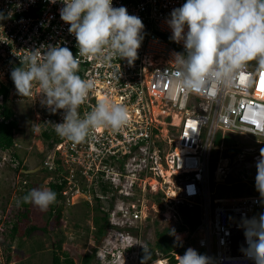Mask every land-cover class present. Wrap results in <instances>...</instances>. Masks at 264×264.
Listing matches in <instances>:
<instances>
[{
  "label": "built area",
  "instance_id": "built-area-1",
  "mask_svg": "<svg viewBox=\"0 0 264 264\" xmlns=\"http://www.w3.org/2000/svg\"><path fill=\"white\" fill-rule=\"evenodd\" d=\"M184 3L185 0H113L114 7L125 6L145 26L138 58L132 64L120 58H114L109 64L95 58H81L78 74L94 80L95 87L79 106L80 115L90 112L101 100L124 104L129 110V120L120 129L100 127L83 142L73 143L55 132L54 124L63 122L64 110L52 113L43 106L38 85L29 95L21 96L10 81V93L17 100L31 96L28 100L39 104L33 107L34 117L37 114L39 118V124L35 125L40 133L47 131L52 135L51 150L44 164L54 168L55 160H59L65 169L62 205H73L74 195L80 188L91 193L100 188L95 197L115 203L109 210L111 220L129 225L142 222L149 214L150 197L160 188L163 197L172 204L185 201L200 210L199 222L193 231L185 232L179 246H195L199 253L210 258L211 264H254L243 251L246 237L242 221L245 216L256 215L264 198L239 192L238 179L231 180L225 160L217 163L212 147L220 130H241L264 136V73L255 69L253 61L231 82L213 84L185 98L182 89L162 75L176 67L171 64L172 54L185 52L183 42L170 39L172 30L167 23L172 10ZM63 6L60 0L56 3L0 0V12L8 15L0 24V34L5 40V48L0 47L1 80H11L9 72L23 66L22 61L31 54L30 50L42 45L59 44L70 48L74 56L78 54L76 38L68 31L70 25L60 17ZM25 10L34 18L19 28L15 23L26 20L20 13ZM260 78H263L262 84ZM248 105L258 114L253 125L244 122ZM214 166L218 174L213 179L215 188H229L224 198L213 196L210 171ZM110 229L105 243L113 233L123 234ZM178 249L175 243V250ZM102 252L105 258L111 253L113 261L131 253L124 248H107V245L102 247ZM176 258L179 259L178 254Z\"/></svg>",
  "mask_w": 264,
  "mask_h": 264
},
{
  "label": "clouds",
  "instance_id": "clouds-1",
  "mask_svg": "<svg viewBox=\"0 0 264 264\" xmlns=\"http://www.w3.org/2000/svg\"><path fill=\"white\" fill-rule=\"evenodd\" d=\"M51 2L56 3L57 0ZM60 2L64 5L59 10L60 17L70 25L68 31L76 38L78 54L74 56L67 46L42 45L41 48L30 50L31 54L22 61L23 66L15 67L11 71V79L21 96L29 95L34 86L38 85L43 94L41 97L43 106L52 113L64 110L63 122L54 124L55 132L68 141L81 143L97 128L118 130L129 120L128 107L108 99L98 101L90 112L80 115L79 106L95 87L94 80L82 78L78 74L81 58H95L105 64H109L114 58H120L132 64L138 58V50L144 40L145 26L141 18L129 14L125 6L114 7L113 0H60ZM5 18V15L0 13V21ZM167 23L172 30L170 39L177 43L183 42L185 52H174L171 64L176 66L175 69L172 72L167 70L162 75L165 79L174 81L185 93V98L187 94L199 93L213 84L231 82L240 70L253 61L257 71L264 73V0H185L182 6L172 10ZM28 101L24 102L28 104ZM244 115L246 117L244 122L251 125L258 118L257 111L250 105L246 106ZM241 134L264 137L241 130H220L212 147L213 156L215 157L216 153L221 155L218 151L220 141H232V136ZM259 142L264 140L259 139ZM251 143H254L252 139L249 144ZM250 146L245 148L247 153L241 154L239 150L237 155L234 153L224 157L222 155L215 160H218L217 163L225 160L224 163L230 167L231 178L236 163L244 162L245 155L248 154L256 164L254 182L264 196V147H261L260 152H255L253 144ZM257 153L260 154L255 157ZM41 161L44 167L43 160ZM215 167L213 168L216 171ZM238 174L236 187L239 188V184L246 180L244 168ZM56 199L55 191L48 187H40L31 189L22 197V202L47 210ZM156 200L154 199V202ZM103 202L107 203L104 200ZM114 204L107 203L106 212H103V216L106 214V221L111 223L115 222L111 220L109 210ZM9 208L15 212L19 210L12 205ZM63 209L66 208L63 206L62 211ZM61 216L62 213H59V217ZM134 223H139L138 226L142 224L134 221L129 225ZM242 226L248 257L254 264H264V205L261 206L259 216H245ZM106 228L123 233L112 234L106 242L109 248H113L124 237L122 242L126 245L122 246L121 243L120 249L124 248L131 252L130 255H121V260H118L120 263L148 264L149 261H153V250L145 247L139 232L133 233L129 229L133 228V225L128 228V225L122 224L120 229H116L108 224ZM106 234L107 231L104 230L100 240L104 241ZM171 234L176 236L177 240L180 239L175 229L171 230ZM0 235L4 237L3 233ZM143 247L144 256L140 262ZM108 255L111 257V253ZM179 255L181 254H178L177 264H211L207 255L199 253L192 247L187 248L182 256Z\"/></svg>",
  "mask_w": 264,
  "mask_h": 264
},
{
  "label": "rangeland",
  "instance_id": "rangeland-1",
  "mask_svg": "<svg viewBox=\"0 0 264 264\" xmlns=\"http://www.w3.org/2000/svg\"><path fill=\"white\" fill-rule=\"evenodd\" d=\"M28 99H32V97L29 96L22 101H28ZM32 104L34 102L27 105L22 103L21 105L14 104L18 125L21 130L16 134L14 147L7 150L0 148V219L2 216L15 213L14 210L9 208L11 205L16 207L20 205L18 204L17 196L22 195V188L20 189L22 181L23 183L28 182V187L23 190L30 191L33 188H49V182L54 177L52 174L43 171L41 159L44 157L45 143L39 134V128L36 126L39 124L38 115L36 114L32 120L28 113L24 110L21 111V109H32L35 105ZM24 113H26L25 116ZM34 122L36 127L32 128L31 124ZM251 139L254 142L251 143L253 144L252 148L255 149L254 151L260 152L261 147H264V142H259V139L264 140V137L248 136L246 134L234 135L231 137L232 141H220L219 144L217 143L218 151L221 155L216 153L214 159L231 153L237 155L239 150L241 154L247 153L245 148L251 147V144H249ZM222 143H224V146H222ZM12 150L19 157L14 158L12 152H10ZM245 156L244 162L236 163L235 168L232 170L231 180L235 181L239 177V171L244 168L247 181L244 179V182L239 184V192L262 196L253 180L255 176L253 159L248 154ZM250 156L252 157V152ZM231 160L233 161V158ZM19 163L23 164L22 166L27 165V167L23 168L24 170H17ZM228 163H230L229 160ZM210 176L213 196L218 198L226 197L225 194L229 191V188L224 186L215 188L213 179H216V171L213 167L211 168ZM93 187L95 189L96 186ZM92 191L94 194L89 192V190L87 192L80 188L79 193L74 195L75 201L72 203L73 205L66 206V209L62 211L61 217H59L58 212L52 214L50 206L47 210H41L29 203L30 208L28 207V210L30 212H28L29 214L25 217V220L18 223L19 231L17 232L12 229L11 220L4 226L0 221V232L1 228H5L1 232L5 233L4 237L0 235V264H52L53 253L60 255L62 260L65 258L64 255H69L73 258L75 264H83L84 256L88 253H95L89 264H123L120 261L111 260L110 257L105 258L102 251H100V247H104L108 243L100 240L101 234L98 233V227L102 220L97 224L94 218L98 215L102 217L104 211L97 209L98 202L95 199V193L100 192V188ZM156 197H152V199L150 197L151 201L148 203L149 208L147 209H150V212L146 214L141 226H138L139 223H134L132 224L133 228H129L133 233L139 232L141 234L144 245L147 241L154 244L159 232L165 228L177 229L185 225L188 227V220L194 219L198 221V217H200L199 207L194 204L189 205V203L183 201L178 205H174L166 200L165 197L162 198L160 195ZM262 197L264 198V196ZM154 199L159 200L158 203L157 200L154 202ZM1 202H7L8 205L3 206ZM154 205L156 207L152 208ZM260 209L256 211V216H259ZM17 217L15 216L14 219ZM32 226H38L39 229L33 232L28 231ZM108 230V228H105V231L108 232ZM185 232L186 230L176 231L180 237L179 240L174 236V241L179 249L184 247L179 245L183 243L181 241L186 236ZM121 243L122 240L118 241L115 244L116 247L119 248ZM192 248L197 249L195 246ZM160 258L168 261L164 255H160ZM167 263L171 264L170 261Z\"/></svg>",
  "mask_w": 264,
  "mask_h": 264
},
{
  "label": "trees",
  "instance_id": "trees-1",
  "mask_svg": "<svg viewBox=\"0 0 264 264\" xmlns=\"http://www.w3.org/2000/svg\"><path fill=\"white\" fill-rule=\"evenodd\" d=\"M10 81H13V80L11 79V80L4 81V80L0 79V97H1V99H0V148L2 150L11 149L13 147V145L16 142V134H18L21 130L19 125H18L19 124L18 118L16 116L17 112L15 111L14 104L21 105V103H22V104L27 105L24 101L17 100L16 97L11 96L10 91L12 88V84ZM22 110H24L26 113H28L29 116L33 120L34 108H32L30 110L21 109V111ZM26 113H24V116L26 115ZM31 126H32V128L36 127L35 122L33 124H31ZM41 134H42L41 137L45 143L44 157L42 158L43 163H44L46 157L48 156V154L50 153V150H51L52 135H51V133H49L47 131H43V132H41ZM219 138H220V136H219ZM10 152H12V155L14 156V158L19 157V155L14 150H12ZM55 161L56 162H55L54 168H49L46 164H44L43 171H46V173L52 174L54 176L49 182V188L57 193L56 202L50 206V212L53 213L54 210H58V213L61 214L63 206L64 207L69 206V205H65V204L62 205V202L64 203V201H65V195L63 194V189L66 187V178L64 176L65 169L61 167L59 160H55ZM21 163H22V160H21ZM21 163H19L17 165V170H19L23 167H27V165L22 166L23 164L21 165ZM21 184L22 185H20V189L22 188V192H21L22 195L17 198L20 205L18 207L13 206L14 208L19 209V210L16 212L14 211L15 213H13V215H8V216L6 215L4 217L2 216V218H1L2 220L0 219L1 224L3 226L7 225V222L11 220V227L15 232H17V230L19 229L18 223L22 220H25V217H27V215L29 214L28 212H30L28 210V207L30 208L29 203H23L22 202V197L29 192L28 190H23V189L28 187V182L23 183V181H22ZM96 199L98 202V204H97L98 208L97 209L103 210L105 213L106 209H107L106 204L112 203V202L107 201V203H104L103 199L100 197H96ZM1 204H3V206L8 205L7 202H5V203L1 202ZM107 212H108V210H107ZM105 215L104 216L102 215V217L98 215L94 218L95 223H97V224L99 222H101L100 220H102V223H100V225L98 227L99 228V231H98L99 234L104 233L106 225L110 224V222L108 220L106 221ZM14 216H18V217L14 219ZM196 222H199V220L195 221L194 219H190L187 221L188 227L186 225L178 227L177 229H175V232L180 231V230H185L188 228H189V230L193 231L195 228ZM3 229H5V228L3 227ZM37 229H39L38 226H32V227H30V229L28 231L33 232ZM171 230L172 229L167 227L164 230L160 231L154 244H151L148 241L146 242L145 247L153 250V253H154L153 257H152L153 261H156L157 259H159L158 257L160 255H164L165 257H167L169 259L171 264H177L178 259L176 258V253L183 254L186 251L187 247H181L180 249L175 250L174 235L171 234ZM3 235H5V233H3ZM141 251L142 252H141L140 262L142 260V257L144 256V247L142 248ZM94 255H95V253L85 254L82 263L83 264H89L90 261L93 259ZM64 256H65V258H64V260H62L60 255H58L57 253H53L52 264H75L73 258H71L69 255H64ZM153 261H149L148 264L153 263Z\"/></svg>",
  "mask_w": 264,
  "mask_h": 264
},
{
  "label": "bare ground",
  "instance_id": "bare-ground-1",
  "mask_svg": "<svg viewBox=\"0 0 264 264\" xmlns=\"http://www.w3.org/2000/svg\"><path fill=\"white\" fill-rule=\"evenodd\" d=\"M1 13V12H0ZM20 13H22V14H24V17L26 18V20L24 21V22H22V23H15V25L16 26H18L19 28H21V27H23V26H26L27 24H29V20L31 19V18H34V16L32 17V15H29V12L28 11H23V12H20ZM3 14L5 15V17H7L8 15L6 14V13H4L3 12ZM9 18V17H8ZM36 19L39 21V17H36ZM11 32H12V27H11ZM0 47H3V48H5V40H4V36L2 35V34H0ZM0 66H2V64L0 63ZM255 69H256V67H255ZM254 71V68L251 70V72H253ZM9 73H11V72H9ZM244 74H249L248 72H244ZM246 77H248V75L246 76ZM259 83L260 84H262L263 83V78H260L259 79ZM32 102H34V104L35 105H39L37 102H35L34 100H29L28 101V104H31ZM34 104H32V105H34ZM40 133V132H39ZM40 135L42 136V134L40 133ZM15 145V144H14ZM14 145H13V147H14ZM151 145H153V144H151ZM61 167H63V166H61ZM23 168H25V167H23ZM194 192H196V190H193ZM155 194L156 195H153V196H151V199H152V197H156V196H159L160 195V197H162L163 198V195H162V191H161V189L160 188H158L156 191H155ZM166 197H167V195H165ZM157 198V197H156ZM168 212L170 213V211L168 210ZM110 224H111V226L113 227V228H116V229H120L121 227H122V224H115V223H111L110 222ZM132 225H128V228L129 227H131ZM124 229L126 230L127 228L126 227H124ZM120 248V247H119ZM113 249H118L117 247H116V245H114L113 246ZM180 254V253H179ZM184 254V253H183ZM154 264H168L167 262H166V260H164V259H162V258H160V259H157L156 261H154Z\"/></svg>",
  "mask_w": 264,
  "mask_h": 264
},
{
  "label": "water",
  "instance_id": "water-1",
  "mask_svg": "<svg viewBox=\"0 0 264 264\" xmlns=\"http://www.w3.org/2000/svg\"><path fill=\"white\" fill-rule=\"evenodd\" d=\"M243 251L245 252V248L243 249Z\"/></svg>",
  "mask_w": 264,
  "mask_h": 264
}]
</instances>
